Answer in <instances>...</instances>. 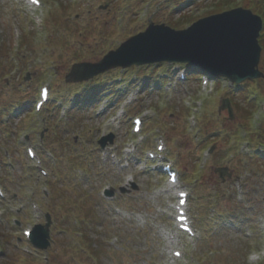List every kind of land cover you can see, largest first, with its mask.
<instances>
[{"label": "rangeland", "instance_id": "obj_1", "mask_svg": "<svg viewBox=\"0 0 264 264\" xmlns=\"http://www.w3.org/2000/svg\"><path fill=\"white\" fill-rule=\"evenodd\" d=\"M41 1L43 7L37 9L20 0H0V111L14 104L11 108L17 118L15 125L6 118L0 120V156L8 152L17 168L10 175L15 182L6 191V199L0 201L3 212L0 222L4 226L0 236L5 242L9 241L7 255L0 258V264L48 263L45 260L47 252H36L25 241L23 228L44 224L45 213L50 210L52 217L56 212L60 215L61 222L81 217L87 227L85 243L74 223L58 222V226L68 231L60 234L54 230L55 242L50 250L59 264H171L167 234L174 231L173 193L167 191L163 179L148 172L144 155L146 150L154 148L158 136L165 139L171 150L168 157L177 162L180 185L190 194L193 214L200 213L205 223L206 231L199 224L196 229L199 237H207L208 252H215L212 258L223 264H251V254L262 252L260 256L263 257L264 167L252 160L247 162V155L243 153L253 150L255 145L264 146L260 138L264 129V112L260 107L264 104V79L251 84L250 98L260 95L259 106L252 116H243L240 110L234 113L232 120L227 111L220 112V107L235 90L230 89L225 80L220 86L216 80L210 81L206 91L200 90L199 83L191 77L184 82L179 79V73L175 74L179 66L167 70V78L165 65L157 68L153 74L155 79L160 76L166 79L161 84L145 78L152 72L148 68L153 66L115 69L95 78L110 85L114 82L115 87L119 86L116 91L120 95L108 92L100 96L81 120L73 123L74 129L61 122L67 120L68 116L63 118V114L69 110L68 105L61 104L57 117L47 116L44 120V116L30 111L31 105L24 110L19 100L28 96L36 99L39 86L51 80L53 96L57 92L68 99L75 96L89 82L66 84L65 76L74 64L99 62L109 51L144 32L152 22L173 28L171 23L179 22L186 14L188 22L177 25L179 30L186 29L202 18L236 7L258 12L264 21V0H198L177 13L178 7L173 0ZM224 2L226 5L218 6ZM102 6L107 9H101ZM35 17L44 21L43 30L35 27ZM261 67L263 71L264 66ZM39 73L42 77L37 79ZM144 79L150 85L141 89L140 80ZM199 103L202 106H198ZM242 105L247 108L245 102ZM119 111L124 112L123 116H117ZM136 115L145 120L143 133L149 135V142L153 144L150 148L147 143L139 146V157L130 156L127 147L138 138L130 131L131 119ZM192 121L196 122L195 126L190 125ZM236 126L238 133L234 129ZM57 128L62 137L54 142ZM7 130L13 131L12 137L16 131L18 133L8 141ZM45 130L42 146L53 153V159L45 162L48 179L39 175L33 167L34 162H24L25 149L16 141L17 136L27 135L40 151V135ZM227 130L232 131L228 140L224 137ZM219 131L217 138L201 145L207 134ZM109 134H114L115 138L112 143L107 142L102 151L100 139ZM74 140L78 146L75 151ZM248 141L253 149L245 148ZM213 147L212 154L208 155ZM216 152L219 158L214 156ZM72 153L85 159L81 167L70 166ZM86 164L94 169L92 175L87 176ZM58 165L65 174L59 176L58 181H63L60 185L53 181L57 178L54 171ZM29 166L34 170H28ZM220 167L229 168L231 178L226 177L225 182L214 172ZM48 180L53 182L51 185L58 197L59 189L63 190L64 200L52 199L54 193L52 188L47 189ZM132 184L138 190H133ZM104 185H112L115 189L117 200L114 203L102 199ZM234 185L241 187L240 194L235 193ZM121 188L129 193L122 195ZM33 202L43 207L44 215L30 210ZM11 207L20 210L18 217L22 224L18 228L12 225ZM88 215L92 216L89 221L86 220ZM198 241L186 239L181 243L186 257L179 264L198 263ZM88 244L100 257L91 255ZM28 245L34 251L32 259L18 255V251L22 252L21 248ZM7 256L10 257L7 259Z\"/></svg>", "mask_w": 264, "mask_h": 264}, {"label": "water", "instance_id": "obj_2", "mask_svg": "<svg viewBox=\"0 0 264 264\" xmlns=\"http://www.w3.org/2000/svg\"><path fill=\"white\" fill-rule=\"evenodd\" d=\"M261 29V18L242 9L203 19L184 32L151 25L101 64L75 67L68 80L84 78L80 68L86 70L83 74L89 78L117 66L175 60L202 66L241 83L260 76L257 67L261 48L257 39ZM49 226L50 223L45 228L38 227L33 233L34 244L42 249L49 246Z\"/></svg>", "mask_w": 264, "mask_h": 264}, {"label": "trees", "instance_id": "obj_3", "mask_svg": "<svg viewBox=\"0 0 264 264\" xmlns=\"http://www.w3.org/2000/svg\"><path fill=\"white\" fill-rule=\"evenodd\" d=\"M261 42L263 43L264 42V34H263V36H262V40H261ZM263 45H264V43H263ZM189 70L191 71V68H189ZM97 93H98V89H94L93 90V92L91 93V94H84V92L81 94V95H79L78 97V100H77V102H76V105L77 104H79L80 102H86V101H91L96 95H97ZM82 97V98H81ZM86 99V100H85ZM239 107V106H238ZM77 111V110H76ZM72 113V115H73V118H72V120L74 121L75 120V118H76V115L78 114L77 112H75V113H73V112H71ZM11 118V117H10ZM5 170V164H3V162H0V180H4V179H7L6 177V175L4 176L3 175V173H5L6 174V170H5V172H3ZM5 183H7V180L5 181ZM1 238V237H0ZM0 241H1V244H3L4 245V253H3V255H5V253H6V255H7V250H8V248H7V246L5 245V240H3L2 241V239H0ZM90 249L93 251L92 252V254L94 255V256H96L97 258L98 257H100V254H98L94 249H92L91 247H90ZM5 255V256H6ZM10 256H7V259L9 258ZM0 258H2V257H0Z\"/></svg>", "mask_w": 264, "mask_h": 264}, {"label": "snow or ice", "instance_id": "obj_4", "mask_svg": "<svg viewBox=\"0 0 264 264\" xmlns=\"http://www.w3.org/2000/svg\"><path fill=\"white\" fill-rule=\"evenodd\" d=\"M34 3H39V0H33ZM179 255V253H177Z\"/></svg>", "mask_w": 264, "mask_h": 264}]
</instances>
